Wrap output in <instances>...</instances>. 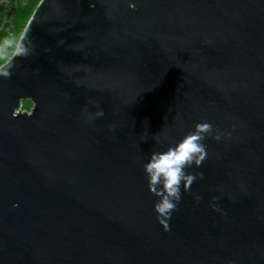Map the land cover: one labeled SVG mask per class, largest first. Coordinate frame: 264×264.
I'll return each instance as SVG.
<instances>
[{"label": "water", "instance_id": "1", "mask_svg": "<svg viewBox=\"0 0 264 264\" xmlns=\"http://www.w3.org/2000/svg\"><path fill=\"white\" fill-rule=\"evenodd\" d=\"M0 69V264H264V0H41ZM200 122L166 230L145 164Z\"/></svg>", "mask_w": 264, "mask_h": 264}, {"label": "clouds", "instance_id": "2", "mask_svg": "<svg viewBox=\"0 0 264 264\" xmlns=\"http://www.w3.org/2000/svg\"><path fill=\"white\" fill-rule=\"evenodd\" d=\"M0 74L8 75V71L0 69ZM97 115H103L98 112ZM210 122H200L195 129L186 134L178 143L165 151L155 152L145 164V172L149 179L150 189L159 197L154 207L165 229L168 220L181 199V185L187 190L196 177L187 172L193 163L199 166L207 156L203 142L205 134L212 131ZM220 139L219 133L215 137Z\"/></svg>", "mask_w": 264, "mask_h": 264}, {"label": "rangeland", "instance_id": "3", "mask_svg": "<svg viewBox=\"0 0 264 264\" xmlns=\"http://www.w3.org/2000/svg\"><path fill=\"white\" fill-rule=\"evenodd\" d=\"M41 0H0V67L14 55L19 39ZM33 102L23 100L21 111L30 112Z\"/></svg>", "mask_w": 264, "mask_h": 264}]
</instances>
